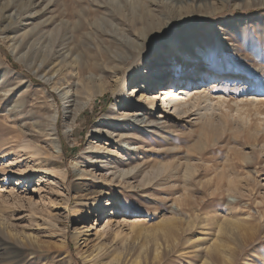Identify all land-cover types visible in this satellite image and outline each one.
<instances>
[{"label":"rangeland","instance_id":"1","mask_svg":"<svg viewBox=\"0 0 264 264\" xmlns=\"http://www.w3.org/2000/svg\"><path fill=\"white\" fill-rule=\"evenodd\" d=\"M28 2L16 0L17 9L9 10L14 16L10 26L14 32L5 29L7 21L0 24V80L7 84L0 85V141L12 137L13 146L0 151V176H6L0 180V223L4 224L0 231L7 237L27 238L30 245L20 251L19 261L5 254L7 258L1 257L0 264H101L115 256H120L123 264L126 258H151L156 247L164 246L168 251L157 264H200L206 247L213 244L227 247L212 254L211 264H264V102H245L264 96L256 82L241 78L224 85L221 81L222 86L215 87L226 98L212 110L216 127L202 125L194 111L177 119L170 118V112L169 119L159 118L165 113L162 106L131 116L134 112L129 107L114 105L118 92H111L118 74L116 53L128 50L135 55L126 34L142 40L151 60L158 56L157 45L166 47L168 40L178 38L189 53L184 65L187 70L198 51L211 48L213 63L223 75L221 80L237 62L259 67L264 85V0H193V7H184L180 13L165 5H152L149 17L138 14L135 20L130 13L121 15L113 0H30L26 9L23 5ZM212 2L217 11H211ZM1 3L5 5L8 0ZM32 32L29 44L36 53L29 52L26 62L23 54L28 46L19 50L9 36H4L21 38ZM51 36L58 44L49 55ZM192 39L198 51H194ZM60 55L66 56L64 62ZM75 56L78 62L66 67ZM170 57L161 55L164 65L158 68L168 69ZM128 62L121 73L123 88L130 93L140 80L129 81ZM147 62L145 68L156 63ZM175 62L179 64L180 59L175 58ZM197 62L201 68L202 62ZM76 65L82 76L93 73L107 89L80 111L68 134L63 131V100L36 73L65 75L68 79V72ZM99 80L93 79L90 85ZM213 80L219 83V78L205 82ZM202 83H196L195 88ZM183 84H174L175 90ZM163 88L160 83L151 90L159 103ZM78 93V102L85 100L86 93ZM50 98L57 104L61 153L57 158L49 157L47 169L25 171L37 163L24 153L49 138L39 136L36 125L47 127L43 122L51 109ZM86 111L93 113L92 119L82 116ZM121 113L127 122L123 129L130 132L122 139L117 135ZM148 116L154 122L147 125ZM101 126L113 129L111 137L96 134L94 128ZM43 146L39 156H48ZM90 146L103 148L98 151ZM75 162L93 170L98 178L104 176L105 181L95 179V186L85 185L89 180L78 178ZM122 169L131 170L129 183L120 184L122 179L117 175L110 181L111 172ZM59 170L65 172L63 178L56 175ZM108 198H114L110 205ZM64 205L65 210L59 208ZM130 210L133 213H128ZM172 219L176 241L165 242L161 225ZM225 223H232L229 229ZM181 227L183 230H178ZM75 229L83 232L84 241L76 242Z\"/></svg>","mask_w":264,"mask_h":264},{"label":"bare ground","instance_id":"2","mask_svg":"<svg viewBox=\"0 0 264 264\" xmlns=\"http://www.w3.org/2000/svg\"><path fill=\"white\" fill-rule=\"evenodd\" d=\"M113 2H115L117 10L119 11V13L121 15L127 16V14L130 13V14L133 15V20L136 19V16H139L138 14H141L143 16L149 17L151 15V12H152V5H155V6H159L160 4L161 5H165L167 8L171 7V8L177 9L179 13L182 11V9H184V7L185 8L186 7H188V8L191 7L192 8L193 5H194L193 0H134V1L113 0ZM109 3H111V2H109ZM209 4L213 7V9L211 11H217V9H219L218 7H215V3L214 2L209 3ZM219 4H220V8L223 7V4H221V2ZM2 5H3V3H1V5H0V24H1V22L7 21V25L5 26V29H7V28H10V26L14 23V20H13L14 16L12 14H9V10H11L14 7H15L14 8L15 10L17 9L16 0H8L7 4H5L3 6ZM28 5H31L30 0H29V2L27 4H25L23 6L26 8ZM147 23H145V25ZM34 27L35 26H33L32 28H34ZM142 28L143 29L145 28L144 25L142 26ZM244 28H245V26H244ZM134 29H136L135 30L136 32L139 31L138 27L134 28ZM263 31H264V29H263ZM9 32H14V30L12 28H10ZM33 34L34 33L32 32V33H30V34H28L26 36L21 37V38H17L15 36L11 37V35H5L4 37H8L9 36L10 38L9 37L8 38L10 40H13L12 42L16 44V46L18 47L19 50L25 49L28 46L26 52L24 54L22 53L23 56H24L23 58H25V61L27 62L26 55L29 52H34V50H36L33 47V45L31 46V44H29V43H31V41H29V40L32 39ZM125 36H127L128 43L132 47H134L135 55H134V53H132L131 51H128V50L120 51V52L116 53L115 67L118 69V74L115 75L116 76L115 79H114L115 86L112 88L111 92H113V94L118 92V95L115 96V100L116 101L114 102V105H120L121 107H123V106L129 107V111L134 112L133 114H131V116L140 115V114H144V113L148 114V113H151L154 110H158L159 106L160 107L162 106V107H164V109L161 112H165V113L159 114V116H158L159 118L163 119L165 117H168L169 116V112H170L171 116H169V117L172 118V119L173 118L177 119L178 117L186 116V114L188 112L190 113L191 111H194L193 114L196 115V119L199 120V122L202 125H206L208 127H210V126L211 127H216L217 125H216V123H214L212 110H214L213 109L215 107L214 105H217V104L225 102L226 98L223 95H221L220 93H218L219 89L217 90V89H215V87L220 88L222 86V84L223 85L226 84L225 83L226 81L233 82V81L239 80L241 78L242 79L246 78V80H250L252 78V82H256V84H257L256 86L259 89L264 91V87H263L264 85H262V82H261V77H260V72L261 71H260L259 67H254V66H249V65H244V64H241V63L233 62L232 66H231V69L227 70V72H229V73H226V75H224L226 77L224 79L222 78V80H221L220 67L217 64L213 63L214 53L212 52L211 48H209L208 51H204V50L198 51L197 44H196L194 39H192V41H190V42H191V45L193 46L194 51H198V52H197V56H195L194 58L190 59V61H189V65H190L189 69L191 70V73H190V75H188L187 71L189 69L187 70V67H185L184 65H185V61L188 60L187 58H189V53H188L187 48H184L185 46L184 47L182 46V44L178 40V38L175 37V38H172V39L168 40L166 47H164L162 44L157 45L155 50H156L158 56H156L154 59H152L153 60L152 61L150 59V55L148 54V51H144L143 50V42H141L142 40L139 41V39H136V40H135V38L132 39V38H130V35H128V34H126ZM147 41H150V39H147ZM56 44H58L57 39H55V37H52V36L49 37V55H50V52H52V50H55L54 48H55ZM46 47H47V45H46ZM112 50H113V48H112ZM34 53H36V52H34ZM161 55H167V56L170 55V56H172V57H170L168 59V64H169L168 65L169 66L168 69H164L163 70V69H161V67L158 68V65H164L163 64V59H160ZM60 56L62 57V61L64 62L66 60V56L65 55H60ZM32 57H34V56H32ZM177 57L180 59L179 64H177L175 62V58H177ZM77 58L78 57H76V56H75L74 59L71 58V60L66 63V67H69V65H71V63H77L78 62ZM126 61H129L128 62V66H129L128 70H129V75H130L129 78H128L129 81H132L133 78H134V80H135V78L140 80V84H137L134 87H132L131 88L132 91L130 93H127L125 91V89L123 88L124 84H123V77H122V73H121L122 69H124L126 67ZM147 61H150V64H154V62H156V63L154 64V66H152L153 68H148V67L145 68V65L148 64ZM197 61H201L202 62L201 68H197V63H198ZM263 62H264V58H263ZM28 64H29V62H28ZM177 66L179 67L178 72H177ZM185 69L187 71H185ZM44 70L45 71H43V72H46V69H44ZM153 70H155V71H153ZM36 75L43 82L47 83L49 85V89L55 91L56 94L63 100V102H64V105H63V118H62L63 131L65 133L67 132L68 134H70L71 131L73 130L74 124L77 121V118H78V115L80 114V111L83 110V108L85 106H88V104H90L99 94H102L107 89V87L99 80V77L96 78L93 75V73L89 72L88 74H86V76H82L77 65L75 67H72L70 72H68V77H69L68 79L64 77L65 75L60 77V76H58V74H56L55 76L53 74L46 76L44 74H41V73L37 72ZM221 76H223V75H221ZM167 77L169 78L168 82L166 80ZM170 77H171V79H170ZM70 78H72V79L74 78L75 81L74 82L70 81L71 80ZM83 78L86 79V82H84ZM218 78H219V83H217V84L215 83V80L211 81V83L210 82H205V80L208 81L210 79H218ZM93 79H98L99 82L97 84L90 85V83L93 81ZM221 81H222V84H220ZM179 82H181V83L184 82V84L181 86V89L175 90V85L174 84H177ZM198 82L199 83L203 82V83L198 88H195V84L198 83ZM138 83H139V81H138ZM160 83L164 86V88H163L162 94L158 98V100L160 101V103H159L155 99V96L153 95V92L151 90H153V88H156L157 84H160ZM1 84L4 85V86L7 85V84H5V81H3V80H0V85ZM192 85H194V86H192ZM209 85H212V86H209ZM171 90H173V92H171ZM144 91L145 92L149 91V92L144 94ZM175 91H176V93H175ZM78 92L86 93L85 100H83L81 102H78V100H77V94H79ZM48 93H49V91H48ZM136 95H139V96L135 97ZM2 98H3V96H2ZM242 101H244V100H242ZM245 102H247V103H255V104L259 103V102L262 103V102H264V96H260V97L253 98V99H251V97H250V99H247ZM56 105L57 104H55L53 99L50 98L51 109L49 110V114L46 115V120L43 122L47 127L43 129V127L41 126L40 123H38L36 125V127L40 129V132L37 133V134L39 136H41V137L43 135H46L49 138H44L45 140L42 139L41 143L37 142V146H38L37 148L32 150L33 147H31V148H29L30 149L29 152H25L24 153V155L27 154L28 159H30V161H33V162L37 163L35 165H29L28 168L25 171L37 170L39 168L40 169L43 168L45 170V169H47L49 167V160H50L49 157H52L54 159V158H57L58 155L61 153V151H60V140H59L60 138L57 137V132H56V120H57V116H58V111H57ZM114 109L116 110V107H114ZM128 112H126V114H128ZM121 116L123 118L119 122L120 126H121L120 127L121 129L118 131L117 135H118V137H120L122 139V136L130 134V132L123 129L124 126L127 125V122L124 119L125 118V114L121 113ZM169 117H168V119H169ZM153 122H154V119H152L151 116H150L149 119L147 120V125L149 123H153ZM117 125H119V124H117ZM94 131L99 136L101 134L105 133L109 137H111L112 133L114 132L112 128L106 129V127L104 128L103 126H101L100 128L96 127V129L94 128ZM43 132H45V133H43ZM11 138H9V137L6 138V139L4 138V139H2L0 141V151H5V148L13 147L10 144ZM125 140H128V139H125ZM42 143L44 144L43 147H44V150H45L43 153L47 152L48 156L47 155L46 156H39L42 153V151H40L41 149L39 148V147H42ZM9 144H10V146H9ZM26 147H28V146L26 145ZM90 147L91 148H96L98 151L102 150V148H103L102 146H100V147L90 146ZM133 148L134 147H132L131 149H133ZM131 149H129L128 152H130ZM113 152L115 153L116 150H114ZM35 155H37V156H35ZM49 155H51V156H49ZM91 156H92L91 154L88 155L87 159L89 157H91ZM106 162H108V161H106ZM188 166L186 168H188ZM74 168L77 170L76 171V175L78 176V178H81L84 181H88L89 180V182H86L85 185L86 184L87 185L96 184V183H93V180H95V179H100L101 181H105V178H103L104 176H101V177L98 178L94 174L93 170L90 171V170L86 169L85 167H80L78 162L74 163ZM99 169L100 170H106L105 167H104V169L101 168V167ZM111 170H113V169H111ZM154 171H156V170H154ZM162 171H163V169H162ZM130 172H131V170H125V169L112 171L111 174H110V175H112L110 181H112L113 177L117 175V176H119L122 179L120 184L121 183H126V182H128V175H129ZM55 173H56V175H59L62 178L65 176V172H61V170L56 171ZM146 173H148V172H146ZM153 173H155V172H153ZM5 177H6L5 175H1L0 176V180L3 181L5 179ZM153 177H154V175H153ZM156 177H157V175H156ZM113 181H114V179H113ZM142 182H143V180H142ZM100 185L104 187V184H100ZM114 198H108L109 201H108L107 204L110 205L111 200H114ZM66 206L67 205H64V206L59 207V208L65 210ZM129 212H132V210L128 211V213ZM58 214L60 215V212ZM171 221L165 220V221H163V224L161 225V229L163 230V235L165 236V242L175 240V234H174L175 226H174L173 219ZM180 221H181V219H180ZM106 223H109L108 220L106 221ZM181 223L182 222H180V224ZM232 223H225L224 225H225V227H228V229H229V227H230L229 225H231ZM2 224L0 223V227L3 228L4 224L3 225ZM190 224L192 225L191 222H190ZM237 226H238V223H237ZM240 228H242L241 225H240ZM179 229H182V227L178 228V230ZM241 230L242 229H240V231ZM245 231H246V229H245ZM185 233H187V232H185ZM2 234L3 233H1V231H0V237H1V239H0V258L1 257L2 258L5 257L4 255L7 254L9 257H11L12 260L19 261L20 260L19 255L21 253L20 251L23 248H27V246L30 245V244L27 243L29 240L27 238L26 239H15V237H7L4 234H3L4 235L3 236ZM73 237L75 238L77 243L80 242L81 240L84 241L83 232L78 230V229L74 230ZM83 241H82V243H83ZM231 246H234V245H231ZM224 247H227V246L218 245V244H216V245L213 244V245H211L209 247L207 246L206 247V252H205L206 256L202 259L200 264H211V256H212V254L215 251L223 252V250H224L223 248ZM168 248L165 247V246L163 248H161V249H159V247H156L151 258H149L147 256H144L142 258V260L140 258H136V259H133L132 261L131 260L129 261L126 258L124 260L123 264H142V263L143 264H157L159 261L162 260L163 255L168 251ZM227 253H229V252H227ZM222 254L220 253V255H222ZM5 258H7V257H5ZM224 258L228 259V257H226V256ZM221 260H223V259H221ZM122 262L123 261H122V259L120 260V256H115L111 261H109L107 263H101V264H122Z\"/></svg>","mask_w":264,"mask_h":264},{"label":"trees","instance_id":"3","mask_svg":"<svg viewBox=\"0 0 264 264\" xmlns=\"http://www.w3.org/2000/svg\"><path fill=\"white\" fill-rule=\"evenodd\" d=\"M11 64L13 65V67H15V68H18V66L15 64V63H13V62H11ZM93 115V113L91 112H88V111H86V112H83L82 113V116H84V117H90L91 118V116ZM92 119V118H91ZM91 119H89V120H91ZM88 120V119H87ZM92 122V121H91Z\"/></svg>","mask_w":264,"mask_h":264}]
</instances>
